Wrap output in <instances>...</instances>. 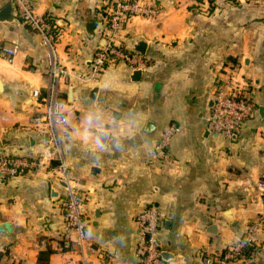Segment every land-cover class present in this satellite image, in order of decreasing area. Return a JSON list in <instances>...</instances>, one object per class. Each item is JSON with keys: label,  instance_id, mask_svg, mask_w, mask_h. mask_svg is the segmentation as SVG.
<instances>
[{"label": "crops", "instance_id": "obj_1", "mask_svg": "<svg viewBox=\"0 0 264 264\" xmlns=\"http://www.w3.org/2000/svg\"><path fill=\"white\" fill-rule=\"evenodd\" d=\"M148 1L157 16L129 18L116 38L133 52L136 41L146 43L140 78L132 80L134 67L123 61L91 72L109 0H31L36 13L56 21L67 69L60 87L67 119L58 128L83 195L85 232L81 244L63 248L57 161L34 119L46 90L45 49L12 0H0V10L11 4L16 18L0 20V46H18L11 63L0 56V153L44 161L0 177V264H39L47 250V264H140L135 214L150 204L159 215V245L173 255L168 264L220 256L246 234L251 253L227 264H264V0ZM234 63L243 74L234 84L255 109L227 137L210 130L206 117ZM166 124L175 129L166 159L149 166Z\"/></svg>", "mask_w": 264, "mask_h": 264}, {"label": "built area", "instance_id": "obj_2", "mask_svg": "<svg viewBox=\"0 0 264 264\" xmlns=\"http://www.w3.org/2000/svg\"><path fill=\"white\" fill-rule=\"evenodd\" d=\"M18 17L35 30L40 37V44L45 49L47 82L45 94L41 99L42 109L34 117L47 132V139L53 157L55 169L61 182V221L58 236L63 247H70L73 242L81 244L84 238L85 217L82 192L74 185L69 163L65 159L63 141L59 125L66 122L67 115L60 96L61 82L67 74L66 67L60 60L57 44V23L47 14L36 13L31 0H12ZM157 7L148 0H109L105 14V26L101 34L102 44L94 51L91 63L92 74L98 73L108 63L123 61L130 67L144 64L143 56L136 51H129L117 41V35L124 23L134 16L153 18L157 16ZM18 52L17 44L0 46V56L12 62ZM226 70V69H225ZM227 79L220 80L214 89L213 103L206 117L207 126L216 133L231 137L239 131L252 115L255 105L248 95L234 84V77L242 75L237 63L227 70ZM37 94V89L33 90ZM175 129L171 124L160 128V135L145 162L149 166L160 167L167 156L169 140ZM44 161L35 155H9L0 153V177L8 179L22 173L26 168L37 167ZM137 238L135 254L140 264H168L161 256L162 249L158 242L159 215L150 204L135 214ZM251 239L244 235L237 242L228 245L225 251L216 257L204 256L199 264H227L243 256ZM83 264H93L86 261Z\"/></svg>", "mask_w": 264, "mask_h": 264}, {"label": "water", "instance_id": "obj_3", "mask_svg": "<svg viewBox=\"0 0 264 264\" xmlns=\"http://www.w3.org/2000/svg\"><path fill=\"white\" fill-rule=\"evenodd\" d=\"M11 9H12V5L11 4H7L6 6H4L0 10V20H4V21L16 20V18L11 15ZM95 24H96V21L95 20H92V21H90L86 25L87 33L92 34V30H93ZM145 46H146V43L142 39H139L138 41H136L134 43V49L136 51H138L139 53H141V54H144L145 53ZM141 72H142V69L141 68H139V67L138 68H133L132 71H131L130 78L132 80H138L140 78ZM95 91H96V87H92L90 89V96L91 97L94 96ZM259 113L261 115H264V107H262V106L259 107ZM234 135L235 134H233V136ZM58 192L59 191H56L54 188H51V190H50L51 196H57L58 195ZM213 230H214V228H213ZM161 256L166 261L173 257V255H169V252L168 251H162L161 252ZM246 264H256V262L254 260H250Z\"/></svg>", "mask_w": 264, "mask_h": 264}, {"label": "trees", "instance_id": "obj_4", "mask_svg": "<svg viewBox=\"0 0 264 264\" xmlns=\"http://www.w3.org/2000/svg\"><path fill=\"white\" fill-rule=\"evenodd\" d=\"M251 245H249L243 252V256H249V254L251 253V249L252 247H250ZM63 248H67V247H63ZM50 250H47L45 252V254H43V252H40L39 256H38V261L39 264H47V254H49Z\"/></svg>", "mask_w": 264, "mask_h": 264}, {"label": "rangeland", "instance_id": "obj_5", "mask_svg": "<svg viewBox=\"0 0 264 264\" xmlns=\"http://www.w3.org/2000/svg\"><path fill=\"white\" fill-rule=\"evenodd\" d=\"M126 49H128L127 47H126ZM129 50V49H128ZM129 51H131V50H129ZM128 65V64H127ZM129 66V65H128ZM238 66H240V65H238ZM240 71V70H239ZM241 73V72H240ZM242 74V73H241ZM243 75V74H242ZM152 150V149H151ZM146 163V162H145Z\"/></svg>", "mask_w": 264, "mask_h": 264}]
</instances>
